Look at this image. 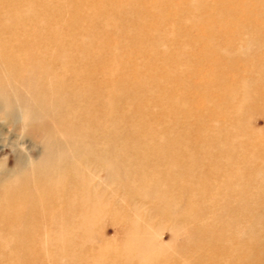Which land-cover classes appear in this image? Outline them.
<instances>
[{
  "label": "rangeland",
  "instance_id": "rangeland-1",
  "mask_svg": "<svg viewBox=\"0 0 264 264\" xmlns=\"http://www.w3.org/2000/svg\"><path fill=\"white\" fill-rule=\"evenodd\" d=\"M154 1L147 0L144 5L168 4L166 0ZM194 3L197 1H176L172 8L180 12V4ZM253 5H242V21L214 23L201 16L193 21L182 17L185 23L180 28H206L205 35L197 39L206 45L210 42L214 49L208 52L212 64L192 79L181 61L182 54L204 58L199 46L190 45L186 42L189 38L180 33L169 42L165 38L159 45L157 40L153 42L163 85L166 75L176 84L189 76L184 85L178 83L176 101L191 128L187 134L184 127H177L185 137L181 136L179 149H158L175 159L142 169L131 165L124 170L125 149H86L87 154L98 151L101 157L82 163L78 176L67 166L65 181H51L74 195L72 204L80 203V217L71 215L72 208L64 230L48 225L49 217L45 220L30 213L32 185L48 152L62 147L63 159L72 165L71 157L80 150L71 148L68 139L58 133L59 123L51 112L36 107L40 103L35 101V67L26 65L22 80L7 79L3 73V65H7L3 59L12 53L30 61L33 54L50 53L51 49L37 48L41 41L36 37L32 50L17 51V41L0 38V202L7 199H2L3 194L12 200L16 193V204L24 196L22 201L27 203L21 223L0 221V245L9 247L0 250V264H68L70 255L80 261L78 264H144L148 253L160 255L152 264H264V21ZM246 18L261 23L254 28ZM11 23L0 19L5 26ZM150 24L156 31L159 23L150 20ZM176 26L169 21L162 31ZM219 26L232 30L223 36L208 31ZM241 27L242 37L232 34ZM160 94V109H165L163 89ZM212 111L236 117L235 126L242 129V148L225 149L222 140L209 144V132L195 130L192 124L201 126ZM209 125L225 132L218 122L210 120ZM160 131L164 139L163 123ZM232 140L238 143L235 137ZM217 149L225 150L210 159ZM137 151L144 153L143 149ZM79 220L77 228L74 224ZM63 236L73 245L66 241L62 247L58 238ZM238 251L237 257L242 259L236 262L232 255Z\"/></svg>",
  "mask_w": 264,
  "mask_h": 264
},
{
  "label": "bare ground",
  "instance_id": "bare-ground-1",
  "mask_svg": "<svg viewBox=\"0 0 264 264\" xmlns=\"http://www.w3.org/2000/svg\"><path fill=\"white\" fill-rule=\"evenodd\" d=\"M50 1L52 0H0V19L7 18L12 22L10 26L0 24V38L10 37L15 43L17 41V51L30 47L32 50V42H35L33 40L36 37L41 41L37 48L44 47L47 51L51 49L50 53L33 54L30 61L27 56L18 57L12 53L7 59H3L7 62L6 66L3 65V73L7 79L22 80V73L27 69L25 66H32L31 69L35 67L34 72H37L38 77L35 101L40 103L36 107L44 113L51 112L53 120L59 123L58 133L68 139L71 148L80 150L71 157L74 162L72 165L63 159L62 147L48 152L43 164L37 168V178H34L32 185L35 189L32 192L34 203L30 213L38 214L45 220L49 217L46 220L48 225L54 224L64 230V221L72 208L75 211L71 215L80 217V203L72 204L74 195L64 188L55 187L51 181H65L67 166L78 176L77 169L82 163L89 158L101 157L98 151L87 154L86 149H125L127 156L123 158L124 170H128L131 165L142 169L143 166L175 159V156L167 152H159L162 148L179 149L182 146L179 140L184 134L177 127H184L183 132L187 131V134L191 128L178 108V83L184 85L189 76L192 79L202 72L204 66H210L212 61H208L209 53L214 51L210 42L206 45L197 39L205 35L207 29L195 26L180 28L183 27L180 24L185 23L182 17L193 21L196 16H201L214 23L242 21V5L251 3L258 8L255 12L264 21V0H195L196 4H180V12L172 8L173 3L187 0H166L168 4L155 3L149 6L144 5L147 0ZM160 1L162 0L154 2ZM246 19H249V24L254 28L261 23L255 24L259 19ZM150 20L159 23L156 31L161 32L153 30ZM169 21L174 22L176 28L162 31ZM37 23L41 27L36 26ZM231 30L232 27L219 26L208 31L216 36H223ZM237 30L232 34L242 37V27ZM178 33L184 38L188 37L186 42L190 45L199 46L204 58L187 57L182 51L181 61L185 64V69H189V76L181 77L178 81L176 77V84L166 75L163 85L156 65L158 57L156 52L153 53L156 49L153 42L157 40L155 43L159 45L161 38L169 42ZM3 60L0 57V62ZM161 89L164 90L165 109H160L159 105ZM235 118L212 111L209 119L202 122L201 126L199 123L192 124L196 127H192V131L209 132V144L222 140L227 146L225 149H240L242 129L235 126ZM210 120L218 122L222 127L220 129L225 132H218L210 126ZM161 123L165 128L164 139L161 138ZM231 126H235L232 131L228 130ZM99 137L104 141L101 142ZM234 137L237 144L232 140ZM141 149L144 153L137 151ZM225 149H217L208 157L214 159ZM82 150L84 154L81 153ZM14 195L9 200V196L3 194L2 199H7L0 202V221H16L17 224V221L21 223L24 220L27 203L22 200L25 196L21 198L20 204H16L18 196ZM33 225L35 226L34 223L28 224ZM74 225L80 228V220ZM63 237L58 238L62 247L66 245V241L71 240ZM139 246L144 250L143 245ZM7 249L8 245H0V250ZM238 255L240 252L232 255V258L236 256V262H239V258L242 259ZM144 256V264H152L160 255L148 253ZM78 262L80 261L73 255L69 256L68 264Z\"/></svg>",
  "mask_w": 264,
  "mask_h": 264
}]
</instances>
